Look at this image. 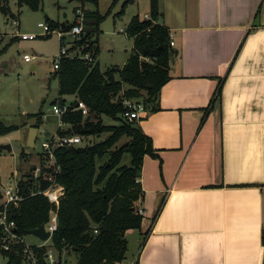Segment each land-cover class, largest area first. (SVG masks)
I'll return each mask as SVG.
<instances>
[{
	"label": "crops",
	"instance_id": "0c3cea01",
	"mask_svg": "<svg viewBox=\"0 0 264 264\" xmlns=\"http://www.w3.org/2000/svg\"><path fill=\"white\" fill-rule=\"evenodd\" d=\"M158 7L175 56L159 110L138 123L154 156L141 166L129 264H264V0Z\"/></svg>",
	"mask_w": 264,
	"mask_h": 264
},
{
	"label": "trees",
	"instance_id": "16d2710c",
	"mask_svg": "<svg viewBox=\"0 0 264 264\" xmlns=\"http://www.w3.org/2000/svg\"><path fill=\"white\" fill-rule=\"evenodd\" d=\"M11 0H0V12L5 18L14 19L9 10ZM80 7L74 9L72 23H59L45 18V26L50 34L71 30L79 10L83 13V31L79 41L69 50H80L94 57L93 64L84 60L65 58L55 70L58 81L59 105L62 98L72 96L76 102H83L89 110L87 117L81 112L70 111L61 117L65 129L57 130L59 136H79L80 138L99 137L107 134V139L83 147H62L53 151L58 173L54 185L63 188L58 207L48 203L39 192L48 190L49 183L41 176L34 181L26 176L18 182L21 201L18 207H8V219L16 224L19 236L29 230L48 223L50 211L56 210L57 228L51 239V250L69 254L65 248H74L78 257L75 264H119L127 252L126 232L139 230L143 217L135 207L142 197L139 184L144 157L154 156L152 142L144 136L138 123L123 119L125 108L123 98L141 100L150 112L159 110L158 98L169 77V63L175 56L170 47L169 31L157 21L161 16L158 0H149L147 19L134 16L128 22L126 36L134 40L133 51L122 68L113 67L104 72L99 70L97 55L98 43L95 39L100 23L106 16L99 14L98 0H79ZM118 0H113L115 4ZM135 0H127L125 5ZM18 8L38 12L42 0H16ZM89 4L90 9L85 6ZM220 91L217 93L219 96ZM54 104V103H53ZM103 118L114 122L106 125ZM38 116L34 128H39ZM0 124V137L16 130ZM123 147V145H125ZM2 149L0 148V153ZM130 156L129 165L123 164L124 155ZM19 156L25 157L24 153ZM42 175L46 170H41ZM33 194H35L33 196ZM0 227V239L2 238ZM147 234L143 235L141 248ZM138 248V249H139ZM16 249V248H15ZM14 249V250H15ZM47 249L42 247L35 252L44 256ZM8 263H20L15 252H3ZM60 259V258H59ZM60 264V260H58ZM137 264V262H135Z\"/></svg>",
	"mask_w": 264,
	"mask_h": 264
},
{
	"label": "rangeland",
	"instance_id": "374dc122",
	"mask_svg": "<svg viewBox=\"0 0 264 264\" xmlns=\"http://www.w3.org/2000/svg\"><path fill=\"white\" fill-rule=\"evenodd\" d=\"M126 1L118 0L112 4L113 0H98L99 14L106 16L95 35V39L99 41L97 62L101 72L113 67L120 68L126 62L132 53L134 44L132 38L125 37L128 21L138 12L142 17L144 11L148 9V0H140L139 5L136 2L125 5ZM79 7V0H42L41 9L34 12L25 7L19 9L16 0H11L9 10L14 15V19H6L0 12V124L9 128H17L0 137V146L8 144L11 147V153L4 150L0 153L1 190H4V187H13L14 183H20L21 179L31 176L36 169L47 165L48 161L41 149V143L48 139L43 137L44 132L59 136L57 130L66 128H60L58 122L59 120L61 122V118L59 119L52 112V106L59 105L58 81L53 69V61L59 51V38L56 33H52L48 39H43L44 32L37 25H45V18L61 24L71 23L74 19V9ZM85 7L91 8L89 4ZM13 22H16L17 25H13ZM16 32L24 35L33 34L38 38L30 42L21 41L14 36ZM24 55L34 59L33 63H25L22 59ZM32 66H34L33 70ZM62 100H64V104L70 103V106L75 108V104L72 103L75 101L74 97L66 96ZM138 102L141 103V100ZM38 116H40L41 124H39L35 146L33 149H29L26 146V139L30 129L34 128ZM103 121L106 125L114 124L113 121L106 118H103ZM107 138V134L93 138L88 137L78 146H90ZM20 153H24L25 157L19 156ZM123 159V164L129 165L130 156L126 154ZM58 172L55 163L50 175L49 172L43 175L36 173L33 174V177L52 178ZM135 207L137 206L135 205ZM138 236L136 231L127 232V252L122 264H129L135 256L138 247L136 237ZM23 238L31 246L39 243V240L29 235H24ZM50 243L51 241L47 244L50 245ZM52 252L61 264H74L78 257L77 252L74 251H70V258H66L63 254L59 257L56 251L52 250ZM0 264L12 263H8L7 257L5 258L0 253ZM16 264H21V261Z\"/></svg>",
	"mask_w": 264,
	"mask_h": 264
},
{
	"label": "built area",
	"instance_id": "2783aa9c",
	"mask_svg": "<svg viewBox=\"0 0 264 264\" xmlns=\"http://www.w3.org/2000/svg\"><path fill=\"white\" fill-rule=\"evenodd\" d=\"M77 18L75 21L74 27L64 33L60 32H52L56 33L59 38V51L57 56L55 57V60L53 61V69L57 70L60 66V63L65 58L68 59H78V60H84L87 63L93 64L95 62L94 57H92L89 53L80 54V50H69L72 48V46L75 44V42L79 41L81 33L83 31V13L81 10L77 12ZM13 25H17L16 22L12 23ZM37 27L41 28L44 32V35L42 38H45L50 34L49 29L42 24H38ZM15 37L19 38L21 41H32L36 38H38L35 35H24L20 34L19 32H16ZM126 37V34H125ZM173 43H170V46L173 47ZM24 61L26 63H30L33 61L31 57L24 56ZM121 104L125 108V113L123 114V119L128 122L135 121L139 123L141 119L144 118V116L147 113L146 106L142 102L128 100L123 98L121 101ZM70 103H66L63 105H56L52 106V112L55 116H57L59 119L61 116L65 115L69 111H80L82 114V117H87L89 114V110L87 106L84 105L82 102H76L75 108H72L70 106ZM59 126L60 128L66 127L65 124L61 123L59 120ZM88 139V138H87ZM84 138H80L78 136H57V135H51L48 139L44 140L41 143V149L43 155H45L46 160L48 161L47 165H44L43 167L36 169L32 174L31 178L36 181L40 177L34 176L33 174L40 173L41 170H46L49 175L52 173V167L55 164V157L53 155V151L57 148H64V147H70V146H78L83 142ZM51 164V165H49ZM45 167V168H44ZM40 171V172H38ZM57 171V170H55ZM44 173V174H46ZM46 177V176H45ZM43 178L44 181L49 183V189L44 192H39V194H42L44 197L47 198L48 203H50L52 206L58 207V201L60 197L63 194V188L58 187L54 185V177H46ZM35 178V179H34ZM35 194H33L34 196ZM21 195H20V188H18V183H14L13 187H4V190L0 191V227L2 228V238L0 239V249L3 252H15L16 256L20 257L21 264H58V260L54 256V253L51 250V246L47 243L51 241L54 231L57 228V219H56V210L53 209V211H50L49 217H48V223L45 224V230L49 233V240L44 243H39L38 246H31L25 242V239L22 236H19L16 232V224L13 221H10L8 219V207L15 206L18 207V203L21 201ZM139 214L141 215V212L139 211ZM46 248L48 249L45 253V255L40 257L39 254L35 252V249L38 250V248ZM16 248V250H14Z\"/></svg>",
	"mask_w": 264,
	"mask_h": 264
},
{
	"label": "water",
	"instance_id": "95a60500",
	"mask_svg": "<svg viewBox=\"0 0 264 264\" xmlns=\"http://www.w3.org/2000/svg\"><path fill=\"white\" fill-rule=\"evenodd\" d=\"M37 133H38V129L37 128H31L29 135L27 136V148L29 149H33L35 146V142H36V137H37ZM125 145H123V147H125ZM0 148L2 150H4L7 153H11V147L8 144H3L2 146H0ZM26 235L32 236L34 237L36 240H39V242L44 243L46 241L49 240L50 236L49 233L45 230V224L40 225L39 227H37V229H33V230H29L26 232ZM75 251L74 248H65V251Z\"/></svg>",
	"mask_w": 264,
	"mask_h": 264
}]
</instances>
